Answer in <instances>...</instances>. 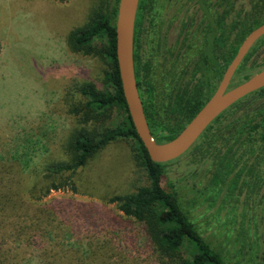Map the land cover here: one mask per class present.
<instances>
[{"label": "trees", "instance_id": "16d2710c", "mask_svg": "<svg viewBox=\"0 0 264 264\" xmlns=\"http://www.w3.org/2000/svg\"><path fill=\"white\" fill-rule=\"evenodd\" d=\"M119 2L95 0L85 23L68 35L67 45L72 53L95 58L105 69L100 84L89 82L75 88L77 100L73 99L74 93H70L72 99L67 100L68 113L75 119L76 125L64 144L66 159L32 171L37 179L29 191L30 197L39 204L53 191L77 193L75 176L79 170L87 167L112 143L133 141L135 161L145 169L149 185L110 200V204H115L123 214L117 228L123 226L128 230V224L141 228L146 246L158 264H231L225 254L214 248L199 231L185 210L180 194L177 191L167 192L163 188V178L169 165L151 160L134 127L123 93L117 59ZM251 2V9L255 7L252 12L242 11L239 24L225 27L223 67L214 63L212 71L211 66L201 61L192 66V73L187 72L184 78H172L161 94L159 86L151 79L152 64L146 69L143 67L136 20V79L152 135L158 143L174 140L192 121L213 95L244 40L264 24V0ZM236 27H239L238 39L230 44ZM1 49L0 43V52ZM262 51L264 38L254 46L240 66L232 87L264 70V57L258 59ZM251 99L257 102L264 99V89L225 112L183 157L199 159L198 164L203 170L208 171L213 166L214 177L206 192L213 196L217 194V197L225 195L230 203H234V213L241 211V224L246 229H239L236 237L235 245L242 244L237 253V264H264V105L251 108ZM115 111L122 114L117 123L112 118ZM1 176L0 172V182L4 180ZM5 188L6 185L3 188L0 185V210L14 201L12 193L8 194ZM41 206L34 212L31 224L19 225L21 231L31 230L43 237L53 234L57 236L56 239L61 238L60 234L66 233L68 228L58 219V207ZM92 226L97 227L95 223ZM83 227L89 229L90 223L86 221V226L77 228L82 230ZM246 236L250 237L248 242H240V238ZM131 240L135 241V238L131 237ZM59 241L47 243V248L58 249L62 246ZM42 243L40 245L46 247L45 242ZM78 246L67 264H94L95 261H99V264H123L127 261L118 253L121 248L118 249L114 241L96 247L104 250L99 257L93 252V245L90 244L87 249L80 244ZM47 252L48 249L40 255V264H59L58 259L54 260L55 263L51 262L46 257ZM0 260L5 262L3 256H0Z\"/></svg>", "mask_w": 264, "mask_h": 264}, {"label": "rangeland", "instance_id": "374dc122", "mask_svg": "<svg viewBox=\"0 0 264 264\" xmlns=\"http://www.w3.org/2000/svg\"><path fill=\"white\" fill-rule=\"evenodd\" d=\"M94 1L0 0V172L4 179L0 185H6L5 191L12 193L14 200L0 210V256L5 261L0 260V264H40L39 257L47 249L46 257L51 262L58 259L57 263L67 264L78 244L86 249L93 245L99 257L104 250L96 247L110 241L121 248L117 251L127 260L123 264H158L141 228L133 224H128V230L117 228L123 214L110 204L116 196L149 185L145 169L135 161L133 141L112 143L79 170L75 176L77 193L53 191L39 204L29 193L37 179L32 172L35 168L66 159L64 144L76 125L68 113L70 93L77 100L76 87L89 82L100 84L104 65L95 58L72 53L67 45L68 35L85 23ZM252 6L251 0H241L240 14L252 12ZM263 57L264 51L258 59ZM174 77L175 72L169 68L161 80H153L160 94ZM249 101L253 103L251 108L264 105V99ZM112 118L117 123L122 114L115 111ZM183 157L167 164L163 188L180 194L199 231L231 264H237L242 244L235 245L236 237L239 229H246L241 224V211L235 214L234 203L225 195L217 197L206 192L214 177L213 166L203 170L199 159ZM40 205L58 207V219L68 228L61 238L21 231L19 225L31 224ZM86 221L89 229L77 228L86 226ZM249 239L246 236L240 242ZM53 240H60L62 246L47 248ZM42 241L46 247L40 245Z\"/></svg>", "mask_w": 264, "mask_h": 264}, {"label": "flooded vegetation", "instance_id": "af4514ba", "mask_svg": "<svg viewBox=\"0 0 264 264\" xmlns=\"http://www.w3.org/2000/svg\"><path fill=\"white\" fill-rule=\"evenodd\" d=\"M240 2L140 0L137 13L140 54L144 68L152 64L151 79L161 80L169 68L175 72L174 79L184 78L201 61L211 66L212 71L214 63L223 67L225 27L239 24ZM238 32L236 27L230 44L237 41Z\"/></svg>", "mask_w": 264, "mask_h": 264}, {"label": "water", "instance_id": "95a60500", "mask_svg": "<svg viewBox=\"0 0 264 264\" xmlns=\"http://www.w3.org/2000/svg\"><path fill=\"white\" fill-rule=\"evenodd\" d=\"M140 0H120L117 31V59L123 93L137 134L151 160L159 164L176 161L187 154L204 133L233 106L264 89V70L249 80L232 87L237 71L264 38V24L252 31L240 46L237 55L227 67L215 93L199 113L172 141L158 143L152 135L140 96L135 69V28Z\"/></svg>", "mask_w": 264, "mask_h": 264}]
</instances>
